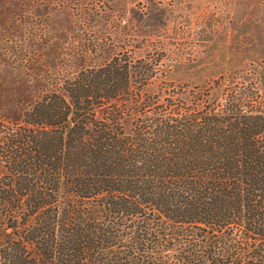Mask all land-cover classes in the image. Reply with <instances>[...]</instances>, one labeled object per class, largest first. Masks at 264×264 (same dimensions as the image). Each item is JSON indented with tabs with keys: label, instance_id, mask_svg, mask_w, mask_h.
<instances>
[{
	"label": "trees",
	"instance_id": "obj_1",
	"mask_svg": "<svg viewBox=\"0 0 264 264\" xmlns=\"http://www.w3.org/2000/svg\"><path fill=\"white\" fill-rule=\"evenodd\" d=\"M139 64L84 70L0 127V264H264L257 79L161 101Z\"/></svg>",
	"mask_w": 264,
	"mask_h": 264
},
{
	"label": "rangeland",
	"instance_id": "obj_2",
	"mask_svg": "<svg viewBox=\"0 0 264 264\" xmlns=\"http://www.w3.org/2000/svg\"><path fill=\"white\" fill-rule=\"evenodd\" d=\"M116 58L157 61L143 96L257 79L264 100V0H0V127Z\"/></svg>",
	"mask_w": 264,
	"mask_h": 264
}]
</instances>
